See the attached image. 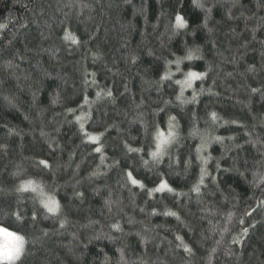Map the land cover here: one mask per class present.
<instances>
[{
  "label": "trees",
  "instance_id": "obj_1",
  "mask_svg": "<svg viewBox=\"0 0 264 264\" xmlns=\"http://www.w3.org/2000/svg\"><path fill=\"white\" fill-rule=\"evenodd\" d=\"M0 226V264H264V0H0Z\"/></svg>",
  "mask_w": 264,
  "mask_h": 264
},
{
  "label": "snow or ice",
  "instance_id": "obj_2",
  "mask_svg": "<svg viewBox=\"0 0 264 264\" xmlns=\"http://www.w3.org/2000/svg\"><path fill=\"white\" fill-rule=\"evenodd\" d=\"M177 22H178V25L182 26L181 18L179 16L177 17ZM67 38L69 37L66 36V39ZM71 40H72V43L74 44L77 42L75 37H71ZM188 77L189 78H199L196 73H192V72L188 73ZM177 83H182V82L178 81ZM110 94L111 93H109V95ZM213 116H215V114H213ZM157 135H158L157 152L152 153L153 156H156L157 154L160 153V151L162 150V147L171 141V138L173 137L174 134L170 131L167 137H165L164 134L160 133L158 130ZM90 140L95 142L94 137H90ZM96 151L99 152L100 149L97 148ZM130 179H131V176H130ZM132 183L135 184L136 181L133 180ZM31 185H32V181H28V185L27 186L22 185L20 190L21 191L27 190V188L30 187ZM161 187H166V185L162 184ZM45 207L50 213H55L59 209V205L56 203L54 198H49V202L45 203ZM165 214L168 215L170 213H165ZM171 214L174 215V213H171ZM0 236L4 238V243L0 244V260L12 261V260L19 258L21 251H22L23 244H24L23 237L17 236L13 232L7 231L5 228H0ZM185 250L189 251L188 249H185Z\"/></svg>",
  "mask_w": 264,
  "mask_h": 264
},
{
  "label": "rangeland",
  "instance_id": "obj_3",
  "mask_svg": "<svg viewBox=\"0 0 264 264\" xmlns=\"http://www.w3.org/2000/svg\"><path fill=\"white\" fill-rule=\"evenodd\" d=\"M185 79H188V76H185ZM184 79V83L186 82V80ZM190 79H192V78H190ZM165 137H167V135H164ZM44 195V196H43ZM42 197H44V200H46V202H49V198L50 197H47L46 196V194H43L42 193V195H41ZM43 199V198H42ZM0 228H5V227H3V226H0ZM7 231H10V232H13V231H11V230H9V229H7V228H5ZM15 235H17V236H19L18 234H16L15 232H13ZM4 243V238L2 237V236H0V244H3ZM22 251H23V247H22ZM21 251V252H22ZM20 256H21V254H20ZM20 256H19V258H20ZM19 258H17V259H15V260H12V261H7V260H0V261H4V262H13V261H16V260H18Z\"/></svg>",
  "mask_w": 264,
  "mask_h": 264
}]
</instances>
